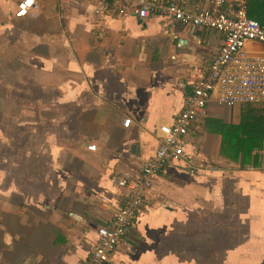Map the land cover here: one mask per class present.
<instances>
[{"label": "crops", "instance_id": "crops-1", "mask_svg": "<svg viewBox=\"0 0 264 264\" xmlns=\"http://www.w3.org/2000/svg\"><path fill=\"white\" fill-rule=\"evenodd\" d=\"M22 1L0 0V264H88L129 194L117 176L156 154L225 33L161 11L99 26L100 0H36L17 16ZM237 106L212 94L109 264H264V160L216 156Z\"/></svg>", "mask_w": 264, "mask_h": 264}, {"label": "built area", "instance_id": "built-area-1", "mask_svg": "<svg viewBox=\"0 0 264 264\" xmlns=\"http://www.w3.org/2000/svg\"><path fill=\"white\" fill-rule=\"evenodd\" d=\"M95 8L98 25L109 15H133L148 19L153 11L175 18L183 24L207 27L223 31L225 38L219 54L208 73L198 77L192 94L188 95L186 106L173 124H162V140L156 154L136 174L125 173L116 182L128 188L129 194L110 226L98 228V244L88 264H109L121 237L129 226L140 205L151 197L155 178L166 162L178 160L185 152L183 136L189 126L205 108L209 98L218 92L221 104L234 106L264 101V28L249 16L247 0H209V5L195 10L189 9V0H100ZM36 0H23L17 16H25L32 8H38ZM248 42H257V49L248 48ZM131 119L124 121L129 126ZM95 150L96 145L88 146ZM256 156L264 158V146L256 149ZM108 203L111 197H102Z\"/></svg>", "mask_w": 264, "mask_h": 264}, {"label": "trees", "instance_id": "trees-1", "mask_svg": "<svg viewBox=\"0 0 264 264\" xmlns=\"http://www.w3.org/2000/svg\"><path fill=\"white\" fill-rule=\"evenodd\" d=\"M247 7L249 16L264 28V0H247ZM224 130V147L219 152L221 156L235 163H239L244 156L243 162L246 164L261 166L264 158L256 156L254 150L264 146V110L245 115L242 111L240 123H231Z\"/></svg>", "mask_w": 264, "mask_h": 264}, {"label": "rangeland", "instance_id": "rangeland-1", "mask_svg": "<svg viewBox=\"0 0 264 264\" xmlns=\"http://www.w3.org/2000/svg\"><path fill=\"white\" fill-rule=\"evenodd\" d=\"M255 43H257V42H255ZM240 105H242V104H238V106L237 107H239L240 109H241V107H242V111H243V113H244V115L245 114H248L249 112H254V111H260V112H262V110H264V102H251V103H248V104H244V105H242V106H240ZM228 111V109L226 108V107H223V110H222V114L223 113H225V112H227ZM238 114V113H237ZM236 115V114H235ZM247 118V117H246ZM241 130V129H240ZM196 136H198L197 134H196ZM194 138V137H193ZM198 139H199V141H201V139L198 137ZM194 140H195V138H194ZM199 141H196L197 142V144L199 143ZM204 141H206V140H204ZM219 142V141H218ZM220 143V142H219ZM218 143V144H219ZM222 146H221V148L223 149V147H224V139H222ZM217 143L215 144V146L213 147L214 149H217ZM203 147V146H202ZM221 150V149H220ZM255 151V150H254ZM224 152V151H223ZM219 152H218V154H216V156H217V159L219 158ZM222 160V159H221ZM221 160H215V161H221ZM238 161V160H237ZM230 163V165L232 166L234 163H233V161H229ZM240 163V162H239ZM219 193L220 194H222L223 193V191L222 190H219ZM236 207H237V205H236ZM237 209V208H236ZM233 236H235V235H233ZM247 237H248V243H252L251 245H253L254 244V242H255V235H247ZM253 239V240H252ZM258 239H260L261 241H264V239L263 238H258ZM257 243V242H256ZM258 244H260V243H258ZM263 245H264V243H263Z\"/></svg>", "mask_w": 264, "mask_h": 264}, {"label": "water", "instance_id": "water-1", "mask_svg": "<svg viewBox=\"0 0 264 264\" xmlns=\"http://www.w3.org/2000/svg\"><path fill=\"white\" fill-rule=\"evenodd\" d=\"M138 18V17H137ZM141 22L143 21V19H140V18H138Z\"/></svg>", "mask_w": 264, "mask_h": 264}]
</instances>
